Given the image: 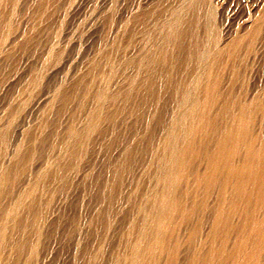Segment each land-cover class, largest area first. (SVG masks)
<instances>
[{"label": "bare ground", "instance_id": "bare-ground-1", "mask_svg": "<svg viewBox=\"0 0 264 264\" xmlns=\"http://www.w3.org/2000/svg\"><path fill=\"white\" fill-rule=\"evenodd\" d=\"M5 2L3 4V0H0V72L1 69L6 66L7 60L11 58L15 49L17 50L18 48L23 50L27 49L30 45H34L33 54L26 56L22 64V70H24L26 66L30 64V61H34L35 66L33 64V70H21L22 72L20 71V73H14L10 76L9 81L11 82L16 79L30 82L39 81L41 75L44 74L43 71L48 65L55 48L59 45V41L56 38L48 39V35L46 37L47 39L42 37L40 32L41 26H39L38 29L35 24L22 23V21L17 25L14 24L15 0H5ZM21 2L24 4V1ZM20 4L22 6V3ZM24 6L28 8L30 2L27 1ZM71 6H73V4ZM75 9L76 4L72 8L73 12ZM64 11L66 10L64 9ZM77 13H79V11ZM41 15H43V13ZM49 16H52V14ZM46 18H48V16L44 17V19ZM158 18L159 19L155 21L153 20L154 22L152 21L153 23L150 27L147 26V28L141 30L144 41L142 40L143 43L139 49L138 57L135 58L125 53L120 59V63L124 64L123 66L126 69L125 72L128 80L125 94L120 89L116 92H112L108 86L107 81L112 74L111 69L116 63H113L110 59H106L105 64L108 71H105V69H100V62L97 59H91L89 63L96 72H94L96 74L95 78L100 80V85L98 89L92 93L91 88L94 86V80L90 79L91 81L87 85L85 96H93L95 104L86 114L85 127L83 130L78 132L75 130L74 125L68 128V136L74 141H80L83 137L87 136V134L99 131L100 124L103 121L116 120L117 115V113H113V111L107 112L106 110L108 109H104V104L106 102L119 100L125 102L124 99H129L132 93L136 91V84H140V96L144 99V105L150 109L152 116L157 114L158 107H160L158 105H161V107L167 106L168 109L170 108V112H167V116L168 114L169 116L166 119H159V115L157 114V121L162 124V133L157 142V146L155 148L152 146L154 148L153 152L151 153L150 151L153 160L150 161L152 167L147 163L148 167L151 168V170L148 171L147 183L141 187L140 178H138L137 184L132 188L133 191L138 192V196H140L139 201H136L137 203L135 202L134 204L136 208L135 213L133 212L132 216L129 217L127 227L122 231L124 239L121 240L120 245L113 252V259L109 264H264V75H256L257 79H255L253 83L251 82L252 84L249 83L250 81L248 78V76L250 77L252 74L251 69L249 70L248 67L250 66L248 65V61L250 64L249 56L255 48L254 45L256 41L259 39L261 25L264 24L262 23L264 21V8L262 13L256 15L253 19L247 17V20H242L243 27L241 29L236 28L237 30H231L227 28L228 30L223 34L218 29L213 0H171V4L167 11L160 13ZM86 19L88 18L86 17ZM70 22L72 23V20H70ZM85 22L87 21L85 20ZM124 22H127V20ZM46 27H48L47 24L44 26V30ZM87 29H89V26ZM76 30L78 31V29ZM69 31L65 39H69ZM84 32L82 31V34ZM78 40H80V38ZM92 42L93 41H91V43ZM127 45H129V43ZM128 50H130V48ZM116 51L117 49L115 52ZM96 53L98 54V52ZM101 55L99 57H101ZM108 55V52H104V57L109 58ZM73 57H76V53ZM71 63L72 60L68 57L60 66L47 67L46 71L50 75H58L64 72L67 67H70ZM86 65L88 64L86 63ZM83 79L86 80V78ZM2 86L4 85L2 84ZM2 86H0V88H2ZM14 91L17 92L16 90ZM57 91L60 92L59 89H57ZM57 91L55 92L56 95L58 93ZM20 92L21 91H19V93ZM50 92V90L43 92L42 95L37 98L33 106L26 111L18 121L17 119L15 120L17 121L15 123L13 122L17 110L13 104L15 95L12 94L14 93L10 92V97L0 102V115L3 113L0 116V141L5 145V148L11 149V152L9 151L11 155L9 152H5L10 155L8 164H5V161H7L5 159L8 155H2L3 159L0 158V197H2V199L7 197L9 201L8 206H4V204L0 203V264H46L48 260L46 254L38 255L39 253L37 251L40 239H42L41 236L45 235L43 234L45 224L49 220H52L57 213L51 208L49 202H43L38 199L34 191L44 180H62L66 176L65 172L68 167L61 164V159L66 157L69 162L74 158L75 153L68 147H66L65 150H63V148L61 149V156L59 154H48V150L46 152L48 155L44 160L32 165L19 180H16L15 169L21 158L20 153H22L18 136L25 131L27 124L31 122L30 119L36 114V110L39 108L41 102L50 97ZM78 96L80 95L78 94ZM65 100H63V102ZM62 106L64 107V105ZM69 108L71 109L72 107L70 106ZM82 108H84L83 105H81V109ZM160 110L162 111V109ZM66 111L68 110L66 109ZM108 128L109 127H107V129ZM101 136H103V133ZM152 137L153 134L151 138ZM139 138L140 136H138L137 133L134 134V139L138 140ZM44 142L45 141H43V143ZM46 142L49 143L47 140ZM123 146L121 154L128 153L132 149L130 145ZM58 148L57 146V149ZM43 150H45V148ZM52 150H54V147ZM139 150L140 149H138V151ZM96 156L99 157V154H96ZM31 163L33 164V162ZM73 166L74 165H72V167ZM137 168L138 167H136V169ZM123 169L124 165H122L120 159H118L115 167L116 171L112 177L114 182L121 183ZM89 173L90 169H83L79 171V173H76L74 177L82 180L85 179ZM121 196L122 193L119 194L118 198L114 197L110 190L108 192L106 191L101 199L102 202L106 204V209L113 213H118L119 211L121 212L123 206L122 201L125 200V196ZM77 203L75 204L76 206ZM88 204L84 205L88 206ZM98 210L99 213L100 211L104 212V209L101 210L98 208ZM103 214H105V212ZM106 217H108L107 214L104 218ZM112 217L114 216L112 215ZM69 224L71 225V223ZM54 228L55 227H53V229ZM75 229V226L69 229V234H73ZM69 238L67 239L69 240ZM56 239L59 240V238ZM79 239H81V237ZM112 239H114V237ZM92 240L95 241L94 239ZM72 242H74V240ZM104 246L105 245H103V247ZM73 252L75 253V250ZM69 255H71V253H69ZM71 258L73 259L72 256ZM81 259H83V257H81ZM61 262L64 263L63 261ZM80 264L82 263L80 262Z\"/></svg>", "mask_w": 264, "mask_h": 264}, {"label": "rangeland", "instance_id": "rangeland-1", "mask_svg": "<svg viewBox=\"0 0 264 264\" xmlns=\"http://www.w3.org/2000/svg\"><path fill=\"white\" fill-rule=\"evenodd\" d=\"M21 1H24V4ZM27 1L30 2V6L28 8H25L24 5L27 3ZM76 1H78V2H76ZM86 1L85 0H57V1L56 0H26V1L25 0H15V7L16 8L14 9L15 13H14V16H13L14 17L13 18V20H14L13 23L17 25V24L21 23L20 21H22V23L35 24L36 27H38V29H39V26H41V28H40L41 31L40 32L42 34V37L46 38L47 35H48V37H47L48 39L56 38L59 41V45L55 48V50L53 52V55H52L50 61L48 62V65L45 67V69L43 71L44 74H42L41 77H40V80H39L40 82L39 81H36V82L31 81L30 82V81H25V80H21L20 81L19 79H16V80L11 81V82L9 81L10 76H12L14 73H20V71L22 70V64H23V62L25 60L24 58L26 56H28V55L33 54L32 51H34L33 50L34 49V47H33L34 45H30V46H28L27 49H23V50L22 49L20 50L18 48H17V50L15 49V51L13 52L11 58H9L7 60L8 62L6 61L7 62L6 66L4 68H2L1 72H0V86H2V84L4 85V86H2L3 89L0 88V98H2V99H0V102H1V100L4 101L5 99H8L10 97L11 93H14L12 95H15V97L13 96L14 97V103L13 104H14V107H15V109L17 111H16V117H15L13 123L17 122L21 118V116L24 113H26V111H28L33 106V104L36 102L37 98L40 95H42L43 92H45L47 90H50L51 92H50L49 96L52 97V98H50L48 96L49 98L47 100L41 102L39 108L41 109L43 107L42 108L43 112H42V109L40 110L38 108L36 110L37 111L36 114H34L32 119H30L31 122L27 124V126L25 128V131L22 133L23 135L21 134V135L18 136L19 137V145H20V147L22 149V153H20V157L21 158H20L19 164L16 166V169H15V171H16L15 172L16 180H19L20 178H22L25 175V172L28 171L32 167V165H35L36 163L44 160V158L48 154H54V155L55 154H59L61 156V149L63 148V150H65L66 147L70 148V150H72L73 153H75L74 158L71 161H69V162H68V159L66 157L65 158L61 157L62 158L61 159V164L62 165H66L68 167L66 172H65L66 176L62 180H59V181H52L50 179L49 180H44V181H42V183H40L38 188H36V190L34 191L35 192V196L38 199H40L43 202H49V205L51 206V208L53 210H55V212L57 213V214L55 213L56 215L54 216V218L52 220H49L50 222L48 221L45 224L44 229H43V234H45V235L41 236V238L44 239V240L40 239V243H39V246H38V251H37L39 253L38 255H41V254L45 255L46 254L48 256V260H47L46 264H77V263L80 264V262L82 264H92V263L93 264H109L112 261L113 252L118 248V246L121 243V240L124 239V235L122 234V231L125 230V228L127 227L129 217L132 216L133 212L135 213L136 208L134 207V204H135L136 201L137 202L139 201V197L140 196H138V192L133 191L132 188L134 187V185L137 184L138 178H140V184H141V187H143L147 183L148 171L151 170V168L148 167V164L151 166V164H150L151 162L150 161L153 160V156L151 155V153L153 152V149L157 146V142L159 141L161 133H162V124L157 121V119H158L157 114L159 115V119H166L169 116V114L167 116V112L168 111L170 112V108L168 109L167 106H162L161 107V105H158V106L161 107V108L158 107V111H160L161 113L157 111V114L154 115L155 117L152 116V114L150 112V109H148V107L144 105V99L140 96L141 92H140L139 89H140L141 86H140V84H136L135 88H137V89H136L135 92L132 93L131 97L129 98L130 101H129V99H127V100L124 99L125 102H123L122 100H119V101H113V102H106L104 104V109L105 110L106 109L109 110V111L106 110L107 112H112L113 111V113H115V112L117 113L116 120L114 119V120H111V121H109V120L108 121H103L100 124V130L99 131L87 134V136L83 137L82 140H80V141H74L68 136V128L70 126H72V125H74L75 130H77L78 132L83 130V128L85 127L86 114H87L88 110L91 107H93L94 104H95V100H94L93 96H91V95L85 96L86 91H87V85L89 84V82L91 80H94V82H93L94 86L91 88V92L92 93L95 92L98 89L99 85H100V82H99L100 80H98V78H95L96 77L95 76L96 72L92 68V65H90V63H89L91 61V59H93V58L97 59L100 62V69H105V71H108L107 70L108 68H107V66L105 64L106 59H108V60L110 59V61H112L113 63H116L113 66L112 69L110 68L112 74L110 73L111 74L110 78L107 81L108 82V86L110 87L109 89L112 92H116L117 90L120 89L125 94V91H126L125 89L128 86V80H127V76H126V72H125L126 69L123 66L124 64L120 63L121 62L120 59L122 58V56L125 55V53H126V55H132L135 58L138 57L139 49H140V47H141V45H142V43L144 41V37L142 35V31L141 30H143L144 28H147V26L150 27L155 20L159 19L158 15L160 13H163V12L167 11V9L169 8V6L171 4V0H99V1L98 0H86ZM105 1L107 2V5H106ZM4 2H5V0H3V4H4ZM59 2L62 3V4H60ZM20 3H22V6H21ZM78 3H79V5H78ZM213 3H214V6H215V17H216V21H217V24H218V29L222 32V34L228 29H231V30H233V29L237 30L236 28L241 29L243 27V21L242 20H247L246 19L247 17H250L251 19H253L256 15L262 13L263 8H264L263 7L264 6V0H213ZM56 4H58V5H56ZM72 4H73V6L76 4V9H75L76 11L74 10V12L72 10V8H73V6H71ZM48 5H50V6H48ZM19 6H20V9H22V8L23 9L20 10ZM69 6L72 7V8H70ZM34 7H36V8H34ZM31 8L32 9L34 8V9L32 10ZM64 9L66 11H64ZM78 11H79V13H77ZM71 12H72V14H71ZM91 12H93V13H91ZM19 13H21V14H19ZM42 13H43V15H41ZM61 13H64V14H61ZM67 13H70V14H67ZM102 13H104V14H102ZM50 14H52V16H49ZM100 14H102V15H100ZM98 15H99V17H98ZM46 16H48V18L44 19V17H46ZM86 17L88 19H86ZM118 17H120V18H118ZM114 18H116V19H114ZM70 20H72V23L70 22ZM85 20L87 22H85ZM118 20H119V23H118ZM125 20H127V22H124ZM262 23H264V21ZM46 24H47L48 27H46V29L44 30V26ZM117 24H118V26H117ZM127 25H129V26H127ZM88 26H89V29H87ZM92 27H93V29H92ZM115 27H116V29H115ZM75 28L78 29V31ZM75 30H76V32H75ZM89 30H90V32H89ZM68 31H69V34H68V38L69 39H65V36L67 35ZM82 31L83 32L85 31V32L82 34ZM87 31H88V33H87ZM47 33H49V34H47ZM114 34H116V35H114ZM78 36H79L80 40H78L79 39ZM91 41H93V42L91 43ZM75 42H76V44H75ZM257 42H259V43H257ZM109 43H111V44H109ZM128 43H129V45H127ZM123 44H124V47H123ZM105 47H107V48H105ZM254 47H255L254 48L255 51L253 50L250 53V56H249L250 57L249 58L250 64H249V61H248V65H250V66H248L249 70L251 69V72H252L250 77L248 76L249 81H250L249 83H251V82L253 83V81L255 79H257V76L264 75V24L261 25L260 36H259V39L256 41ZM129 48H130L131 51L128 50ZM116 49H117V51L115 52ZM71 50L73 51V53H72ZM81 50H83V51H81ZM21 51H23V52H21ZM86 51H87V53H86ZM28 52H30V53H28ZM96 52H98V54ZM104 52H108L109 58L104 57ZM75 53H76V57H73L75 55ZM99 54L100 55L102 54L101 57H99L100 56ZM0 56H1V54H0ZM62 57H64V58H62ZM65 57L66 58H68V57L71 58L72 63L70 64V67H67L64 70V72H61L58 75H56V74L50 75L49 73H47V71H46L47 67H53V66H56V65L60 66L62 64V62L66 59ZM103 57H104V59H103ZM12 59H13V61H12ZM0 62H1V59H0ZM84 62H85V64H84ZM29 63L30 64H28L26 66V68L24 70H22V71H27L29 69L33 70V67L35 66L34 61H30ZM53 63H54V65H53ZM86 63L88 65H86ZM33 64H34V66H33ZM71 66H73V67H71ZM9 68H11V69H9ZM69 68H71V69H69ZM76 68H77V70H76ZM83 70H85V71H83ZM4 73H5V75H4ZM85 76H88L89 78L85 77ZM83 78H86V80L83 79ZM95 79H96V81H95ZM78 80H80V81H78ZM48 82H49V84H48ZM5 83H6V85H5ZM15 83H16V85H15ZM20 84H21V86H20ZM53 84H55V85H53ZM7 85H9V86H7ZM57 89H59L60 92H58ZM14 90H16L17 92H15ZM12 91H14V92H12ZM19 91H21V92L19 93ZM56 91L58 92L57 95L55 93ZM68 91H69V93H68ZM76 91H77V93H76ZM78 94L80 96H78ZM4 96H5V98H4ZM71 96L73 97V99H72ZM15 99H16L17 103H16ZM22 100H24V101H22ZM63 100H65V101L63 102ZM77 101H78V103H77ZM47 102H48V104H47ZM49 102H51V103H49ZM59 103H60L61 106L59 105ZM68 103H69V106H68ZM62 105H64V107ZM81 105H83L84 108L81 109ZM16 106H18V107H16ZM45 106H46V108H45ZM70 106L72 107L71 109L69 108ZM73 106H74V108H73ZM66 109L68 111H66ZM160 109H162V111ZM65 112H66L67 116H66ZM59 113H60V115H59ZM2 114L3 113H1V115ZM83 114H84V116H83ZM53 115L54 116L56 115V116L54 117ZM57 118H58V120H57ZM16 119H17V121H15ZM48 120H50V121H48ZM59 120H61V121H59ZM133 120H134V122H133ZM44 121H45V124H44ZM64 124L65 125L67 124V125L65 126ZM160 124H161V126H160ZM108 125H110V126H108ZM107 127H109V128L107 129ZM149 130H150V132H149ZM50 132H51L52 135L50 134ZM44 133L46 134V136L47 135H49V136L46 137ZM102 133H103V136H101ZM136 133L138 134V136H140V138L138 140L134 139V134H136ZM152 134H153V137L151 138ZM43 135H44V138H43ZM53 135H55V136H53ZM20 137H21V139H20ZM60 137H61V139H60ZM46 138H48V139H46ZM98 138H100V139H98ZM143 138H145V139H143ZM115 139H116V142H115ZM35 140H37V141H35ZM46 140L49 141V143L46 142ZM53 140H57V141H53ZM118 140H120V141H118ZM43 141H45V142L43 143ZM145 141H146V143H145ZM50 142H51V145H50ZM53 143L56 144V145H54ZM121 143H123V144H121ZM42 144H43V146H42ZM117 145H118V147H117ZM120 145H121L122 148L120 147ZM123 145H130L132 147V149L128 153L121 154L122 150H123V147H124ZM57 146L59 147L58 149H57ZM23 147H25V148H23ZM53 147H54V150H52ZM144 147H146V148H144ZM44 148H45V150L46 149L47 150L46 151L43 150ZM95 148H97V149H95ZM110 149H112V150H110ZM138 149H140V150L138 151ZM10 150L11 149H9V148H5V145L0 141V158L1 159H3L2 155H5ZM37 151H38V153H37ZM116 151H117V153H116ZM150 151H151V153H150ZM10 152H9V154H10ZM148 152H149L150 156H149ZM9 154H6L8 156H6L5 160H7V161H5V164H8L9 157L11 155V154L10 155ZM96 154L97 155L99 154L100 158L98 156H96ZM115 155H117V156H115ZM121 155H123V156H121ZM101 157H102V159H101ZM114 157H116V158H114ZM118 159H120V163L122 165H124V169L122 170V181H121V183L120 182H114V180L112 178L114 173H115V171H116L115 167H116V163L118 162ZM130 160H132V161H130ZM31 162H33V164ZM106 162H107V165H106ZM85 164H87V165H85ZM72 165H74V166L72 167ZM132 165H133V167H132ZM136 167H138V168L136 169ZM147 167H148V169H147ZM83 169H90L89 175L85 179H82V180L80 178L76 179V177H74V175H76V173H79V171H81ZM70 173H71V175H70ZM93 175H95V176H93ZM87 178H88V180H87ZM132 179H133V181H132ZM81 181H82V183H81ZM123 183H125V184H123ZM87 184H88V186H87ZM131 184H133V185H131ZM91 186H92V188H91ZM61 189H63V190H61ZM86 190L89 191L90 193L87 192ZM110 190H111L112 194L114 195V197L118 198L119 194H121V193H122L123 197L125 196L124 198L126 200V203H125V200L122 201L123 202L122 203L123 204V206H122L123 209L121 208V212L119 211L118 213H113L112 211H109L108 209H106V204L102 202V199H101L102 195L104 193H106V191L108 192ZM68 192H69V194H72V195H69ZM95 193H96V195H95ZM76 194L78 195V197H77ZM73 195L76 196V197H74ZM57 198H59V199H57ZM78 198H80V199H78ZM7 199H8L7 197L3 198V199H2V197H0V203L4 204V206H8L9 205V201ZM72 199H73V201H72ZM76 203H77V206L75 205ZM84 204H88V206L84 205ZM104 204H105V207H104ZM56 205H57V207H56ZM85 207H86V209H85ZM95 208H96V210H95ZM98 208H100L101 210L104 209L105 214H103L104 212H101V211L99 213ZM124 209H125L126 213L124 212ZM106 214L108 215V217L104 218L106 216ZM88 215H89V217H88ZM112 215L114 217H112ZM83 216H84V218H83ZM72 217H74V218H72ZM121 217H123L125 220L123 218H121ZM51 222H52V225H51ZM73 222H75V223H73ZM69 223H71V225ZM122 224H123V227H122ZM73 226H75L76 229L74 230L75 232H73V234L70 235L69 234V231H70L69 229H71ZM113 226H115V227H113ZM47 227H48V229H47ZM53 227H55V228L53 229ZM88 227L90 228V232H89V228ZM92 227H93V229H92ZM97 229H99V230H97ZM93 231H95V232H93ZM56 232H57V234H56ZM82 234H83V236H82ZM58 235H60V236H58ZM80 237H81V239H79ZM113 237H114V239H112ZM47 238H49V239H47ZM56 238H59L60 241L58 239H56ZM67 238H69V240ZM92 239H94L95 241H93ZM100 239L103 240V241H101ZM73 240H74V242H72ZM111 240H113V241H111ZM60 242H62V243H60ZM87 242H89V243H87ZM103 242H104V244H103ZM92 243H93V245H92ZM103 245H105V246L103 247ZM69 246H71V247H69ZM39 248H41V249H39ZM44 249H45V251H44ZM71 249H73V250H71ZM103 249H104V251H103ZM109 249H110V251H109ZM74 250H75V253L73 252ZM84 250H85V254H84ZM72 252H73V254H72ZM69 253H71V255H69ZM81 253H83V254H81ZM71 256L73 257L74 260L71 258ZM81 257H83V259H81ZM75 259H77V260H75ZM81 260H83V261H81ZM61 261H63L64 263H62Z\"/></svg>", "mask_w": 264, "mask_h": 264}]
</instances>
